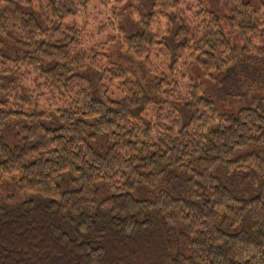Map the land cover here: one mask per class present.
Instances as JSON below:
<instances>
[{
  "label": "trees",
  "instance_id": "trees-1",
  "mask_svg": "<svg viewBox=\"0 0 264 264\" xmlns=\"http://www.w3.org/2000/svg\"><path fill=\"white\" fill-rule=\"evenodd\" d=\"M111 1L138 26L118 57L84 48L92 0H0V264H264V4ZM182 60L253 66L226 83L249 104L182 92Z\"/></svg>",
  "mask_w": 264,
  "mask_h": 264
},
{
  "label": "rangeland",
  "instance_id": "rangeland-1",
  "mask_svg": "<svg viewBox=\"0 0 264 264\" xmlns=\"http://www.w3.org/2000/svg\"><path fill=\"white\" fill-rule=\"evenodd\" d=\"M205 4L212 9L216 10H222L225 8V3L223 0H203ZM254 4H264V0H251ZM107 2V3H106ZM106 3V4H105ZM114 2L111 0H105V2H101V0H92V2L89 4L88 8L78 15L74 20L77 21L79 27H82L84 29V32H86V36L84 38V48L89 49L95 44L104 43L109 39L116 40V44L114 46H104L108 50V52H113L115 57L120 56L119 53L123 52L122 47H125L128 41L127 38L132 34L133 32L138 30L137 23L135 22V19L131 15L130 11L131 8L129 5L123 6V3L120 2L118 5L123 6L119 10H114ZM70 20H66V23H68ZM159 30L162 31L165 29V22L161 21L158 24ZM157 31V30H156ZM226 32L230 34L229 30L226 29ZM107 52V51H106ZM126 61L125 66L130 67L133 71H135V74L138 75L137 77L141 79V74L144 73V71H141V64L137 62V60L129 57L124 59ZM182 62H180L179 66L180 68L176 71V74L174 76V79L178 81L179 88L182 92H185L187 89V83L190 77L197 79L201 81L206 89L209 91L211 95L217 100V102H220L221 108L224 110L225 106L233 107V108H241L243 106H247L250 101L251 94L254 92L255 88H252V91L250 92L249 99L246 100H239L237 103H231L230 101H234L231 97H227V94L229 92V89L226 88L227 82H232L233 80L231 76H236L239 73L242 75L247 76V74L244 72L241 73L242 70H247L250 73V70L254 67L251 65H242L239 68H236L235 71H237V74L235 75V71L232 73V75H229L226 78L227 82H220L218 77L213 76V78H206L204 77L201 69L192 61L187 60L186 66H184ZM141 66H140V65ZM157 65V68L155 69V76H159L160 71L162 72L163 69H161L159 66H162V62L159 61V63H155ZM264 65V62H262ZM248 66H250V69H247ZM188 67V68H187ZM158 69V70H157ZM242 69V70H241ZM258 73L261 75L260 82L264 80V66L255 68ZM149 71V70H148ZM159 71V73H157ZM188 71V72H187ZM165 72V70H164ZM187 74L185 75V73ZM153 77V76H152ZM153 77V78H154ZM242 78V77H241ZM246 80V79H242ZM257 81V80H255ZM255 84H258L257 82ZM262 86V85H261ZM241 89L244 90V94L246 93L245 86H242ZM257 92V91H255ZM230 100V101H229ZM248 100V101H247ZM238 108V109H239ZM10 178H5L2 186L0 187V203L7 204L8 197L17 195V191L15 189L16 183L15 180L7 181ZM23 199L17 198L13 204H18Z\"/></svg>",
  "mask_w": 264,
  "mask_h": 264
},
{
  "label": "clouds",
  "instance_id": "clouds-1",
  "mask_svg": "<svg viewBox=\"0 0 264 264\" xmlns=\"http://www.w3.org/2000/svg\"><path fill=\"white\" fill-rule=\"evenodd\" d=\"M64 171H68V169H65Z\"/></svg>",
  "mask_w": 264,
  "mask_h": 264
}]
</instances>
